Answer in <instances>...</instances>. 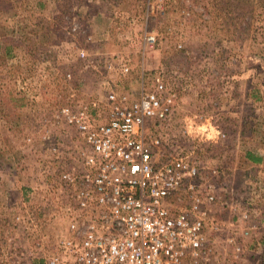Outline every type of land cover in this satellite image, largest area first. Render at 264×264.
I'll return each mask as SVG.
<instances>
[{
  "label": "rangeland",
  "instance_id": "374dc122",
  "mask_svg": "<svg viewBox=\"0 0 264 264\" xmlns=\"http://www.w3.org/2000/svg\"><path fill=\"white\" fill-rule=\"evenodd\" d=\"M235 1L0 0L9 50L0 58V264H42L62 231L57 176L78 167L82 141L59 108L84 106L104 121L108 93L129 102L156 81L171 104L165 118L145 120L144 141L158 140L159 160L186 155L201 177L217 170L220 203L206 204V229L220 227L221 264H247L259 251L247 221L264 229L263 21L253 0L236 19ZM244 150L263 162L248 163Z\"/></svg>",
  "mask_w": 264,
  "mask_h": 264
},
{
  "label": "built area",
  "instance_id": "2783aa9c",
  "mask_svg": "<svg viewBox=\"0 0 264 264\" xmlns=\"http://www.w3.org/2000/svg\"><path fill=\"white\" fill-rule=\"evenodd\" d=\"M145 41L152 43L153 37ZM162 90L156 81L153 90L129 102L108 93L104 121L84 106L59 108L82 145L78 167L58 172L56 206L65 220L54 252L42 256V264H221L215 245L220 227L211 223L209 233L206 229V204L217 198L211 179L217 170L201 177L199 165L186 155L159 160L158 140L144 141L145 120L163 119L169 112L171 97H162ZM242 217L248 218L247 211ZM225 242L240 251L233 236Z\"/></svg>",
  "mask_w": 264,
  "mask_h": 264
},
{
  "label": "trees",
  "instance_id": "16d2710c",
  "mask_svg": "<svg viewBox=\"0 0 264 264\" xmlns=\"http://www.w3.org/2000/svg\"><path fill=\"white\" fill-rule=\"evenodd\" d=\"M253 1H254L255 7H258V9L261 10L260 12L262 13L263 26L261 27V34H262L261 38H262V40H264V0H253ZM235 2L237 3V6H238L236 19L242 18L243 15L245 14V12H247V14L252 13L253 9H252L251 4L253 2L251 3L250 0H236ZM246 5H251V7L249 9H245ZM253 8H254V6H253ZM254 9L256 10V8H254ZM43 48H45V47H43ZM0 49H1L0 58L3 60L6 56H8L9 50L7 47H0ZM253 98H256V96H254ZM252 102H253V100H252ZM243 158L245 159V161H247L253 165H258V164H261L263 162L262 155L257 154L251 150H244L243 151ZM219 198L220 197L218 196L216 198V200L214 202H212V204L213 203L219 204L220 203ZM232 218H234V217H232ZM257 238L260 241L259 252L257 254L251 253L250 255H248L247 259H246V262H248L247 264H264V230H262V232L259 235H257Z\"/></svg>",
  "mask_w": 264,
  "mask_h": 264
},
{
  "label": "crops",
  "instance_id": "0c3cea01",
  "mask_svg": "<svg viewBox=\"0 0 264 264\" xmlns=\"http://www.w3.org/2000/svg\"><path fill=\"white\" fill-rule=\"evenodd\" d=\"M249 163V162H248ZM261 216H263V215H261ZM250 221V222H249ZM256 221V219L253 217L251 220L249 219L247 222L248 223H250L251 225V227H253V229L254 230H252V231H250L251 233L250 234H252V236H251V238H249V243H248V245L250 246V247H252V249L251 250H253V249H257L258 248V250H259V247H260V241L258 240V238H257V235H259L261 232H262V230H264L263 228H261L260 230H257V228H255L254 227V225H253V223ZM256 226V225H255ZM250 247H248L249 249L247 250V251H250ZM259 251H257V253H258ZM257 253H253V254H257ZM251 254V253H250Z\"/></svg>",
  "mask_w": 264,
  "mask_h": 264
}]
</instances>
